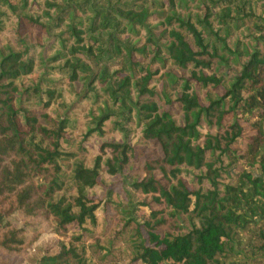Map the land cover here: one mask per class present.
I'll use <instances>...</instances> for the list:
<instances>
[{
    "label": "trees",
    "instance_id": "trees-1",
    "mask_svg": "<svg viewBox=\"0 0 264 264\" xmlns=\"http://www.w3.org/2000/svg\"><path fill=\"white\" fill-rule=\"evenodd\" d=\"M9 22L13 43L0 39L9 264L26 263L44 225L54 249L36 264H96L90 231L112 208L121 219L97 263L264 264V0H0V33ZM166 67L184 74L168 72L158 93Z\"/></svg>",
    "mask_w": 264,
    "mask_h": 264
},
{
    "label": "rangeland",
    "instance_id": "rangeland-1",
    "mask_svg": "<svg viewBox=\"0 0 264 264\" xmlns=\"http://www.w3.org/2000/svg\"><path fill=\"white\" fill-rule=\"evenodd\" d=\"M12 23L9 22L6 24V29L4 30V32L0 33V39L4 42V43H9L12 42L14 39L12 38V33L11 30L13 28V25H11ZM153 24H157L155 21L153 22ZM248 34L246 33V30H242L238 33L236 39H242L243 37L247 36ZM10 44V43H9ZM174 73L175 75L180 76L181 73H183L182 71L178 70V69H172L170 67H166L164 69H161V72L158 76H156L155 81L153 83L154 88L156 89V91L158 93H161V91H163V84H166V82H169L170 80L167 78V73ZM184 74V73H183ZM166 95L169 97L170 100L174 101L175 100V93L170 90L167 91ZM159 100L161 102H164L160 99ZM64 101L67 102L68 104H70V102L72 101V97L68 94V91H66V93L64 94ZM85 106V104H84ZM172 111L174 112L176 119L177 117V112H179V109L177 107L176 104H173L171 107ZM50 112L55 115V114H59L62 113L63 111H61L56 105H54ZM204 134L206 133L205 131H202ZM76 138L78 137V134L74 135ZM140 132L134 129V135L132 136V140L134 142H139L140 141ZM106 139L104 140H95L93 141V148H95L94 151L89 150V156L90 157H95L97 155H99L98 153V146L99 144L105 142ZM105 153L107 155L110 154V150H106ZM188 178V180L191 182L192 180V175L186 176ZM104 179V178H103ZM105 182H108V178L106 177L104 179ZM100 190H95L93 193L95 194H100ZM98 216L100 217V225L97 228H92V230L90 231V240H89V245L94 246L93 248H89L92 257L95 258L96 264H102V263H97L99 260H102L106 255H109V248L107 246V240L112 236L113 232L116 230L119 222H120V215L117 213V211L112 208L111 211L108 213L110 216H114L113 219L110 221L108 219H104V213L103 211H99ZM23 220V217L21 215H14L12 217L9 218V221L14 224L15 226H21V222ZM112 222V223H110ZM43 231V236L40 238V241L37 243L34 251L29 255L27 261L25 264H36L37 260L40 259L43 256H46L47 254H50L54 247H53V242L55 240V238L50 235L49 232V228L48 226L44 225V228H41V232ZM124 245V243H118L116 245V248H121ZM119 258L122 257L121 253H118ZM2 255L0 254V261L3 264H9V259L7 258H1ZM107 264H124V261L120 258V262L115 261L112 257H109V263Z\"/></svg>",
    "mask_w": 264,
    "mask_h": 264
}]
</instances>
